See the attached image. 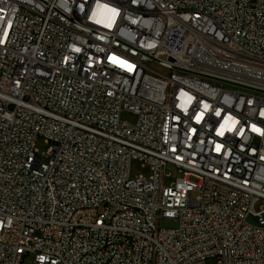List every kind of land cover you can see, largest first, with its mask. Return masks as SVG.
<instances>
[{
    "label": "built area",
    "instance_id": "2783aa9c",
    "mask_svg": "<svg viewBox=\"0 0 264 264\" xmlns=\"http://www.w3.org/2000/svg\"><path fill=\"white\" fill-rule=\"evenodd\" d=\"M28 257L264 264V0H0V264Z\"/></svg>",
    "mask_w": 264,
    "mask_h": 264
},
{
    "label": "rangeland",
    "instance_id": "374dc122",
    "mask_svg": "<svg viewBox=\"0 0 264 264\" xmlns=\"http://www.w3.org/2000/svg\"><path fill=\"white\" fill-rule=\"evenodd\" d=\"M122 119L123 120H127L129 122H135L137 120V116L130 113V112H126L124 111L122 113ZM46 144L44 143L43 139H40L38 141L37 147L40 151H44L46 149ZM166 173L169 174V176L166 178V184L169 185L172 182L175 181V179L179 176L177 169L172 166V165H168L165 169ZM151 174V168L148 165H143L141 164V162L138 161H134L131 165V177H136L139 175H145L148 176ZM178 226V221L176 220H162L160 222V227L161 228H176ZM214 260H209L208 264H213ZM25 264H33V258L32 257H28L25 260Z\"/></svg>",
    "mask_w": 264,
    "mask_h": 264
},
{
    "label": "bare ground",
    "instance_id": "6f19581e",
    "mask_svg": "<svg viewBox=\"0 0 264 264\" xmlns=\"http://www.w3.org/2000/svg\"><path fill=\"white\" fill-rule=\"evenodd\" d=\"M100 210H110V203H100ZM79 213H86V206H79ZM135 213H137V205H124V208L114 209V216L116 217H124ZM128 246H135V239H128ZM102 247H110V239H103ZM114 260L115 252H108L104 255V263H111Z\"/></svg>",
    "mask_w": 264,
    "mask_h": 264
}]
</instances>
